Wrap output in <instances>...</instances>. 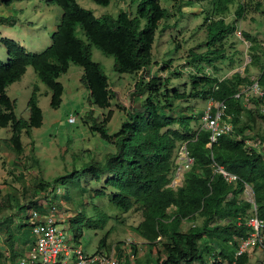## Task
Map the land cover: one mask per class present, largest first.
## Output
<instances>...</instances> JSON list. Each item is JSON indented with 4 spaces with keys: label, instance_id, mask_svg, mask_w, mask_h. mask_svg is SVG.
<instances>
[{
    "label": "trees",
    "instance_id": "obj_1",
    "mask_svg": "<svg viewBox=\"0 0 264 264\" xmlns=\"http://www.w3.org/2000/svg\"><path fill=\"white\" fill-rule=\"evenodd\" d=\"M2 1L9 6L21 0ZM92 1L100 6L111 3V0ZM261 1L264 2L260 0L258 8L262 6ZM49 2L63 12L61 23L51 36L50 47L41 53H30L14 40L1 39L8 60L6 63L0 61V128H12L8 143L18 158L25 152L23 135L30 136L33 129L41 128L44 123L37 88L28 102V120L17 117L16 102L8 95V88L21 81L29 67L52 91L50 105L53 109L62 104L64 86L58 80L71 65L83 69L82 81L90 92L93 105L102 110L110 109L113 95L109 78L101 65L93 60L90 47L113 57L118 74H137L153 65L155 34L160 23L169 17L161 0H140L135 15L121 11L117 18H97L91 11L83 9L77 0ZM246 2L214 0V13L205 18L208 50L200 55L192 53L193 65L201 62L216 68V61L226 59L222 42L234 32L236 25L227 24L225 16L237 3L236 15L241 18ZM0 21L8 20L1 18ZM78 28L83 30L89 45L77 36ZM243 34L251 42L248 51L251 63L242 74L236 72L223 79L193 74V92L190 94L169 89L170 81H163L157 75L148 81L140 80L135 85L134 96L148 95L139 111L128 114L118 132L110 134L107 128L113 114L111 110L101 123L91 127L103 141L113 144L116 151L107 155L104 164H89L83 171H75L49 183L40 182V191L56 195L59 182L79 178L82 173L91 174L97 182L106 176L105 189L94 192V196L105 197L111 191L110 203L124 214L133 210L142 213L143 220L134 230L148 243L151 251L158 250V256L147 259L145 264H209L211 259V264H250V255L237 256V250L239 240L247 238L252 230L247 220L256 214L264 222V151L248 145L252 140L264 143V135H258L257 139L250 135L258 121L264 123V99L253 96L245 104L236 95L242 86L254 83L249 67L258 69L256 81L264 90V46L250 34ZM191 98L223 103L227 115L231 116L233 131L222 135L209 147L210 132L193 128L197 117L177 113L173 106L174 101ZM182 145H186L194 162L184 174L182 185L175 189L171 187L177 168L175 154ZM221 170L237 179L227 180ZM247 187L253 191V203L244 198ZM32 204L31 209H43L40 204ZM28 208L19 206L18 212L24 213ZM197 219H201L202 224H195L190 231L182 230L184 222ZM28 220L29 213L18 224L13 215L0 220V264H15L24 257L21 245L34 244ZM70 221L78 224L84 219ZM88 222L87 226H91V220ZM82 236L83 224L74 229L76 244H80ZM106 242L107 238L101 240L99 250L106 247ZM133 249L136 257V248ZM118 257L122 259L120 249ZM136 264L143 262L137 260Z\"/></svg>",
    "mask_w": 264,
    "mask_h": 264
},
{
    "label": "rangeland",
    "instance_id": "obj_2",
    "mask_svg": "<svg viewBox=\"0 0 264 264\" xmlns=\"http://www.w3.org/2000/svg\"><path fill=\"white\" fill-rule=\"evenodd\" d=\"M49 1L21 0L6 6L0 0V19L8 20L5 23L0 21L1 62L6 63L8 60L7 51L1 44L2 38L20 43L30 53H41L51 46V36L61 23L63 12L59 6ZM138 1L140 0H111L109 6H100L92 0H77L83 9L91 11L97 18H117L121 11L135 15ZM258 2L260 0H247L245 13L241 18L236 15L238 4L230 7L225 21L227 24L236 25V29L223 40L226 59L216 61V68L201 62L196 67L191 59L192 53L200 55L208 50L205 18L214 13V0H161V5L167 9L169 17L160 23L155 34L153 65L137 74H118L114 68L115 59L91 46L93 60L101 65L109 78L113 95L110 109L102 110L93 105L90 92L82 81L83 69L76 65H71L69 71L59 78L58 81L64 86V94L61 106L53 109L50 105L52 91L38 78L34 69L29 67L21 81L8 88V95L16 102L17 117L28 120V102L37 88L44 123L41 128L33 129L30 136L23 135L25 152L20 158L8 143L12 128H0V220L4 221L13 215L15 223L18 224L23 222L24 216L30 212L29 209H33L30 208L32 203L39 205L47 201L56 202L66 218V223H60L59 226L60 229H65L68 238H72L74 229L83 224V236L79 246H82L86 254L97 253L101 240L107 238L106 247L101 250L118 255L120 249V264H136L137 260L145 264L147 259H155L158 250L151 251L148 243L134 230L143 220L142 213L133 210L124 214L110 203L111 191L107 189L105 191L109 195L94 196V192L105 189L106 176L101 182L85 173L80 174L79 178L62 180L57 188L61 193L59 195L40 191L39 184L55 181L75 171H83L89 164L105 163L107 155L116 151L115 146L103 141L97 133L92 132L91 127L95 123H101L111 110L113 114L107 128L110 134L118 132L128 119V114L139 111L148 95L145 93L143 96H134L135 85L140 80L148 81L157 75L163 81H170L167 86L169 89L190 94L193 92V74H206L221 79L236 72L243 73L245 67L251 63L247 48L251 42L243 33L250 34L264 46V2L261 1L260 8L257 6ZM77 36L89 45L81 28H78ZM249 69L252 78L258 77L259 71L256 67ZM161 100L164 101L165 98ZM173 106L177 113L194 114L197 117V122L192 124L194 130L203 127L202 118L208 107L207 101L191 98L174 101ZM71 117L76 119L74 124L69 123ZM250 135L256 136V139L258 135L263 136L264 123L258 121ZM249 142L251 147L258 148L261 145L258 143L260 140ZM178 153L179 149L175 158ZM186 172L187 170L181 173L182 182ZM174 180L175 173L172 186L176 188L179 182ZM244 198L253 202V191L250 187H247ZM18 205L29 206V212L24 210V213H19ZM81 217L84 219L82 223L71 224L70 220ZM89 220L91 226H87ZM195 224H202V220L184 222L182 230L190 231ZM133 247L137 251L136 257ZM249 255L250 264H264V251L256 249ZM211 262L213 259L209 264Z\"/></svg>",
    "mask_w": 264,
    "mask_h": 264
},
{
    "label": "built area",
    "instance_id": "obj_3",
    "mask_svg": "<svg viewBox=\"0 0 264 264\" xmlns=\"http://www.w3.org/2000/svg\"><path fill=\"white\" fill-rule=\"evenodd\" d=\"M249 44V46L247 45L248 49L251 46V43ZM239 73L242 74V72ZM252 81H254L253 85L242 86L239 89L240 92L236 95V98L241 99L245 104H248L253 96L264 99V90L256 81V77L252 78ZM225 109L223 103H217L213 100L208 101V107L202 118L204 125L200 130L210 132L209 147L216 143L219 137L233 131L231 116L227 115ZM262 111L264 112V107ZM75 122L74 117L69 119L70 124ZM260 144L257 150L264 151V143ZM248 145L251 146L250 142H248ZM177 158L174 182L177 180L181 183V173L192 167L194 159L190 156L186 145L180 146ZM221 173L229 181L237 179L236 176L223 170H221ZM172 183L171 187H173ZM179 183H177L176 188L182 185ZM55 193L56 195L61 194L58 189ZM40 205L43 208L41 211L33 208L29 212L28 222L34 240L32 255L18 259L15 264H120L119 257L114 252L99 250L94 255L86 254L82 246L76 244L74 236L68 238L65 229H60L59 224L66 223V218L63 216L59 205L56 202L48 201L40 203ZM247 225L252 230L247 238L239 240L237 256L249 254L256 249L264 251V222L255 214L247 220Z\"/></svg>",
    "mask_w": 264,
    "mask_h": 264
},
{
    "label": "crops",
    "instance_id": "obj_4",
    "mask_svg": "<svg viewBox=\"0 0 264 264\" xmlns=\"http://www.w3.org/2000/svg\"><path fill=\"white\" fill-rule=\"evenodd\" d=\"M27 72H28V70H27ZM32 240H33V237H32ZM20 251L24 253V257H30L32 255V252H33V243L29 244L26 247H24V246L22 247V245H21ZM8 264H10V263H8Z\"/></svg>",
    "mask_w": 264,
    "mask_h": 264
}]
</instances>
